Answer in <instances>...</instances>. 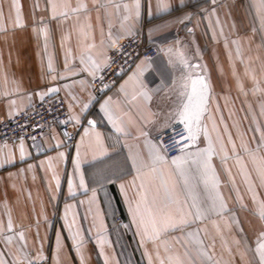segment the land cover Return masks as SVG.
Wrapping results in <instances>:
<instances>
[{"label":"crops","instance_id":"crops-1","mask_svg":"<svg viewBox=\"0 0 264 264\" xmlns=\"http://www.w3.org/2000/svg\"><path fill=\"white\" fill-rule=\"evenodd\" d=\"M132 2L55 0L56 18L53 19L48 0H18L23 24L20 27L16 24L13 0H0V121L31 107L44 92V97L61 94L72 123L79 127L73 148L60 137L56 127L51 128L43 138L44 152L39 155L24 139L0 141V161H12L0 167V260L5 264H29L30 261L33 264L46 256L50 264H105L106 259L107 264H177L178 260L189 264L184 232L171 231L153 242L138 229L139 217L134 222L129 210L141 203L144 196L149 203L159 197L157 206L163 207L159 176L148 174V169L138 175L133 158L142 157L147 161L146 140L157 143L154 134L177 123L170 114L181 90V59L200 66L187 69L184 75L192 72L210 84L208 111L202 123L215 147L211 163L229 209L221 216L211 215L197 221L184 231L201 230L199 238L212 257L206 264H249L253 260L257 236L264 231V221L258 215L259 201L264 200V186L242 145L255 149L260 137L256 129L264 130V115H261L264 27L257 11L260 0H216L215 4L212 0H167L171 5L169 11L159 15L156 14L157 0H141L140 19L125 22L123 4ZM81 4L87 6L86 10L73 11ZM116 5H120L119 10ZM62 12L68 15H60ZM122 24L125 27L135 24L134 32L140 27L144 29L146 41L156 45L160 52L150 58L151 64L144 66L142 74L129 80L137 71L136 66L145 60L139 59L117 81L115 89L95 102L92 73L96 75L107 63L110 50L129 36ZM163 24L168 25L164 31L155 30ZM109 32L112 40L117 41L115 46ZM169 47L171 53L161 51ZM93 62L98 69L93 68ZM121 85H125L124 91L120 90ZM254 87L259 91H253ZM53 88L58 91H49ZM144 91L150 100L141 95ZM109 97L114 117L123 122L127 136L118 133L101 111L100 105ZM73 116L80 117L79 124ZM88 120L96 122L95 131ZM141 131L148 136L140 135ZM95 132L101 134L107 155L97 154ZM229 134L232 143H229ZM208 142L202 129L196 147L190 150L206 148ZM78 145L81 165L80 172L76 173L74 161ZM221 145L229 157L226 161L222 159ZM61 152L65 154L63 158L59 156ZM237 156L241 158L239 164ZM174 168L171 164L165 166L164 179L170 185L175 183L176 193L187 208L193 197L202 193L203 183L192 166L191 186L185 189L178 174L169 179L168 173ZM54 174L60 180L59 188ZM80 174L84 176L83 188L79 184ZM69 180L73 183L72 193L68 191ZM250 185L252 191H249ZM93 192L95 200H92ZM254 193L256 202H253ZM66 205L73 207L65 218ZM117 217L122 221L118 222ZM9 218L11 230L7 227ZM68 224L72 225L71 232ZM77 232V240L82 242L79 251L70 239ZM177 237L182 238L181 243L175 242ZM102 240L106 241L103 254ZM191 258L196 260L194 254Z\"/></svg>","mask_w":264,"mask_h":264},{"label":"snow or ice","instance_id":"snow-or-ice-1","mask_svg":"<svg viewBox=\"0 0 264 264\" xmlns=\"http://www.w3.org/2000/svg\"><path fill=\"white\" fill-rule=\"evenodd\" d=\"M49 4L52 7L53 19L56 18V7L57 4L55 0H48ZM212 3L215 4L216 0H212ZM13 4L16 7V24L17 26L22 27L20 16V5L18 0H13ZM171 7L170 3L167 0H157V11L156 14L166 13ZM87 6L81 4L78 8L73 11H80L81 9L86 10ZM117 10H119L120 5H116ZM124 11L126 15L124 16V21L129 20L138 21L141 17V0H133L132 4L125 3L123 4ZM258 15L262 19V27H264V0H260L258 6ZM212 14H215V9L212 10ZM62 16H67V12L60 13ZM0 17H2V12H0ZM185 19H190V17H185ZM180 22H183L182 20ZM218 22V21H217ZM124 31L128 35L134 34L135 24H127L125 27L122 24ZM168 27L167 24L158 26L155 30L158 32L164 31ZM2 30V29H0ZM109 39L112 42V46H115L117 41L112 40L111 32H109ZM179 43V41H177ZM236 43V41H234ZM161 51H166L167 53L172 52V48L169 47L166 50L161 49ZM183 57V54L181 53ZM91 59V57H89ZM81 63H84V60L81 59ZM169 63H172L170 60ZM151 64L150 58H145L141 61L140 64L136 66L137 71L129 77V80H133L137 77V74H142L144 71V66H149ZM181 72H182V84L181 90L177 94V102L173 112L170 114L175 122L183 125L181 130H176L179 139L173 140L171 145L172 149H176L181 153L180 155L174 156L169 161L167 158V153L170 150L169 146L164 145L162 142L153 143L152 141L146 140V145L149 147L148 160L145 161L142 157L133 158V168L136 169L138 175L143 169H148V174L153 176H159L161 183L160 187L163 189V207L157 206V199L159 197L153 198L152 202L149 203L147 197L144 196L141 198V203H138L135 208H130L132 212L133 220L136 222L137 217H139L138 229L143 230V235L147 239L152 240L153 242L158 240L162 234H166L171 231H181L184 232L183 243L186 246L185 255L189 256V264H196V261H199V264H206V261L210 262L212 257L208 255L207 251L204 248L203 240L200 237L199 229L194 231L185 232L184 230L190 227L193 223L197 221H203L208 219L211 215L221 216L225 212L229 211L227 204L220 192V181L218 176L215 173V169L211 163L212 157L216 154L215 147L211 142L207 127L203 125V118L205 113L208 111L207 105L209 101V92L210 84L206 81L203 76H193L192 72H187L184 75V72L189 68H199V65H190L186 59H181ZM67 67V63H66ZM51 68V63L49 64ZM93 68L98 69L99 66L93 62ZM87 70V69H84ZM95 76V72L92 73ZM102 79V77H101ZM254 79V77H253ZM81 83H83L81 81ZM127 84V81L125 82ZM125 85H121V91H124ZM49 91H58V89H50ZM253 91H259L258 87H254ZM40 98L44 99L46 93L41 92ZM141 95L145 100H150L151 97L146 91L141 92ZM112 103L111 97L104 101L100 105L101 111L104 112L108 120L113 124V127L118 133H121L125 136L128 135L126 128L122 121L114 117L112 109L110 107ZM87 108V105L84 106ZM261 115H264V105H261ZM77 124L80 123L79 116H73ZM95 121L88 120V124L91 126L92 130L95 131ZM203 129L205 137L208 139V146L206 148L200 149L196 148L195 151L190 149L196 147V141L198 139L199 132ZM215 130V126H213ZM89 129H85V135L88 134ZM227 131V128H225ZM256 131L260 132L259 143L255 149L250 148L248 145H242L244 152L248 154L250 160L256 166V171L260 176L261 185L264 186V130H261L259 127ZM140 135L147 137L148 133L141 131ZM96 144L98 148L97 154L99 156L107 155V149L104 147L103 139L99 132H95ZM83 139V138H82ZM217 139H221L218 135ZM229 143H232L231 135L229 134ZM233 153L235 154V144H232ZM221 151L224 152L223 160H227L229 157L227 152L224 150L223 145H221ZM21 159L24 158V147L23 143L20 146ZM59 156L63 158L65 154L63 152L59 153ZM95 158V156L93 157ZM11 160L0 161V167L4 163H11ZM241 162V158L237 156V163ZM175 166L174 170L168 173L169 179L172 175L178 174L183 180V187L185 189L190 188L191 179H192V166H195V172L199 176L201 182L203 183L202 193L198 196L193 197L192 203L185 208L184 203L181 202L179 195L176 193L175 183L169 184L168 180L164 179L165 175V166L166 165ZM80 148L77 146L76 159L74 161L75 172H80ZM32 167L31 165L29 166ZM54 179L56 180L57 188H59L60 180L54 174ZM245 179L247 181L248 174L245 172ZM80 187H84V176L80 174L79 178ZM123 187V186H121ZM68 191L72 193L73 183L71 180L68 181ZM238 191V190H237ZM249 191H252V186H249ZM256 194H253V202H256ZM92 200H95V192H93ZM143 204V209H142ZM175 206V207H173ZM72 205L65 206V218L67 217L68 210L71 209ZM242 207H246L242 205ZM258 215L261 221H264V200L259 201L258 205ZM147 216V221L145 220ZM234 222L238 223L235 217L232 218ZM8 229H12L11 218H9ZM69 231L71 232L72 225H67ZM149 228L151 231H149ZM138 234L139 231H138ZM79 233H75L70 236V239L73 240V247L79 251L82 247V242L77 240ZM21 239L23 235L21 234ZM180 237L175 238L176 243H181ZM9 242L11 238H8ZM60 237H57V243L59 245ZM106 241H101V254H103V244ZM239 243V241H237ZM254 251V257L252 261H249V264H264V231H261L256 240V246L252 250ZM192 254L195 255L196 260H192ZM258 257V261L256 258ZM243 258V256H242ZM82 259V255H81ZM0 264H5V261L0 260ZM29 264H32L30 261ZM107 264V259L105 260ZM177 264H182L181 261H177Z\"/></svg>","mask_w":264,"mask_h":264},{"label":"built area","instance_id":"built-area-1","mask_svg":"<svg viewBox=\"0 0 264 264\" xmlns=\"http://www.w3.org/2000/svg\"><path fill=\"white\" fill-rule=\"evenodd\" d=\"M159 48L146 41L144 29L141 27L133 35L127 36L113 47L108 56L107 63L95 75L92 83L95 102L99 101L106 93L115 89L118 80L135 66L139 59L153 58L158 55ZM102 77V79H101ZM67 102L61 94L44 97L36 101L31 107L16 111L15 114L0 121V141L24 139L33 148L36 155L44 152L43 138L56 127L70 148H73L79 127L72 123ZM183 125L178 122L165 131L154 134L157 143L162 142L169 146L167 158L170 159L179 154L172 149L173 140L179 139L176 130H181ZM118 222L122 221L117 217ZM33 264H50L49 257H44Z\"/></svg>","mask_w":264,"mask_h":264}]
</instances>
